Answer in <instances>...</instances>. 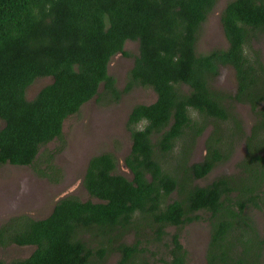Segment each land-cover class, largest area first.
<instances>
[{"label":"trees","instance_id":"1","mask_svg":"<svg viewBox=\"0 0 264 264\" xmlns=\"http://www.w3.org/2000/svg\"><path fill=\"white\" fill-rule=\"evenodd\" d=\"M216 2L0 0V167H30L58 184L54 160L69 117L93 98L117 102L134 87L155 94L127 115L131 178L115 173L111 153L91 157L81 180L88 200L67 196L43 219L5 221L0 247L32 251L0 264H104L109 254L116 264H187L179 232L194 223L207 225L206 264H264V230L252 213L264 214V53L250 50L264 34V0H229L219 16L227 46L199 54L196 40ZM128 42L136 54L120 91L108 64L129 57ZM223 67L234 72L232 93L211 89ZM45 78L51 82L26 99ZM240 104L253 115L247 133ZM206 130L204 156L189 162ZM239 144L236 174L202 184Z\"/></svg>","mask_w":264,"mask_h":264},{"label":"rangeland","instance_id":"2","mask_svg":"<svg viewBox=\"0 0 264 264\" xmlns=\"http://www.w3.org/2000/svg\"><path fill=\"white\" fill-rule=\"evenodd\" d=\"M228 1L217 0L214 9L201 25L195 46L197 53H207L227 46L219 16ZM258 38L257 41L250 42V50H258L263 54L264 34ZM124 50L129 53V57L117 54L111 58L108 64V74L115 79V86L120 91L125 88L126 75L132 65V55L136 54V44L128 42L125 44ZM50 82V78L35 81L27 88L26 99H32L41 87ZM235 84L233 70L230 67H223L219 76L212 81L211 89L232 93L235 90ZM98 92L102 93V86L99 87ZM154 100L155 94L151 89L134 87L128 93L122 94L117 102L107 103L103 101V98L98 101L97 97L85 103L77 114L69 117L63 124L62 137L65 145L54 160V164L61 169L63 174V179L58 184L39 177L30 167L1 166L0 225L11 217L20 215L34 220L43 219L50 214L57 201L67 196L76 197L81 201L88 200L81 180L88 160L100 153H111L116 160L115 173L130 179L131 173L123 164L130 145L129 133L125 128L127 115L134 105L150 104ZM235 109L243 129L247 133L252 124L253 115L247 105H236ZM2 126L3 122L0 120V128ZM207 133L206 130L197 138L189 162H198L204 156L203 142ZM234 143L237 144L236 140ZM57 145V142L54 141L41 151L52 150ZM242 156L243 146L239 144L232 160L217 166L201 183L205 184L218 174H236L237 170H234L233 165ZM41 167L43 166L41 165ZM252 213L259 214L257 211ZM253 220L257 227L264 230V217L261 214L255 216ZM169 232H173V229H170ZM208 237L207 225L204 223L188 225L179 232V241L187 252V264H206L205 249ZM125 240L131 242L132 236H128ZM31 251L32 248L28 247H0V261L10 262L23 259ZM117 259L116 254H109L104 264H116Z\"/></svg>","mask_w":264,"mask_h":264},{"label":"flooded vegetation","instance_id":"3","mask_svg":"<svg viewBox=\"0 0 264 264\" xmlns=\"http://www.w3.org/2000/svg\"><path fill=\"white\" fill-rule=\"evenodd\" d=\"M258 213H259V214H257V215H260V214H261V215L264 217V214H263V212H258ZM257 215L255 214V216H257ZM258 229H260V230H261V228H259V227H258Z\"/></svg>","mask_w":264,"mask_h":264}]
</instances>
